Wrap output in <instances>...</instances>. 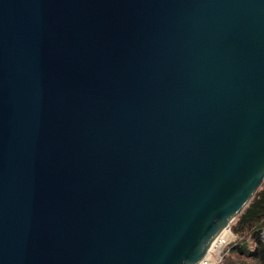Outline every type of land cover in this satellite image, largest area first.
<instances>
[{"label": "water", "instance_id": "95a60500", "mask_svg": "<svg viewBox=\"0 0 264 264\" xmlns=\"http://www.w3.org/2000/svg\"><path fill=\"white\" fill-rule=\"evenodd\" d=\"M264 181V0H0V264H199Z\"/></svg>", "mask_w": 264, "mask_h": 264}, {"label": "trees", "instance_id": "16d2710c", "mask_svg": "<svg viewBox=\"0 0 264 264\" xmlns=\"http://www.w3.org/2000/svg\"><path fill=\"white\" fill-rule=\"evenodd\" d=\"M230 229L242 241L227 249L222 264H264V183Z\"/></svg>", "mask_w": 264, "mask_h": 264}, {"label": "bare ground", "instance_id": "6f19581e", "mask_svg": "<svg viewBox=\"0 0 264 264\" xmlns=\"http://www.w3.org/2000/svg\"><path fill=\"white\" fill-rule=\"evenodd\" d=\"M229 228L225 227L223 229V231L220 233L217 241L211 246L210 250L208 251V253L206 254V258H208V260H210V262L212 261V257L211 254L212 253H217L219 254L220 251L222 250L223 246L231 240L232 235L228 230Z\"/></svg>", "mask_w": 264, "mask_h": 264}, {"label": "built area", "instance_id": "2783aa9c", "mask_svg": "<svg viewBox=\"0 0 264 264\" xmlns=\"http://www.w3.org/2000/svg\"><path fill=\"white\" fill-rule=\"evenodd\" d=\"M229 231H230V228H229ZM230 233H231V231H230ZM232 234V233H231ZM232 236H233V234H232ZM234 239H236V237H234L233 236V238H232V240L231 241H233ZM261 239H264V231L261 233ZM230 241V242H231ZM229 242V243H230ZM228 243V244H229ZM221 253L222 252H220V254H216V253H213V254H211L212 256V261L210 262V260H208V258H206L207 256H205L200 262H199V264H221L222 263V257H221Z\"/></svg>", "mask_w": 264, "mask_h": 264}, {"label": "rangeland", "instance_id": "374dc122", "mask_svg": "<svg viewBox=\"0 0 264 264\" xmlns=\"http://www.w3.org/2000/svg\"><path fill=\"white\" fill-rule=\"evenodd\" d=\"M264 183V181L262 182V184ZM261 184V185H262ZM233 223H234V221L229 225V228H231V226L233 225ZM229 230V229H228ZM230 231H231V229H230ZM229 231V232H230ZM232 233V232H231ZM233 234V233H232ZM231 234V235H232ZM233 236L234 237H236V239H234L233 241H231L232 240V238H233ZM233 236H232V238H231V242L230 241H228L224 246H223V248H222V250L220 251V252H222L221 253V257H222V260H223V257H224V255H225V253L227 252V249H229L230 248V246L231 245H234L235 243H237V242H239L240 240L242 241V238L241 237H239V236H236V235H234L233 234ZM230 242V243H229ZM229 243V244H228ZM213 254V253H212ZM217 254V253H216ZM220 254V253H219ZM212 256V255H211ZM222 264V263H221Z\"/></svg>", "mask_w": 264, "mask_h": 264}]
</instances>
